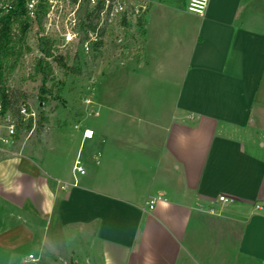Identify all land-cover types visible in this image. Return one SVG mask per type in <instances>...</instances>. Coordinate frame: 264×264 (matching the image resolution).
Masks as SVG:
<instances>
[{
  "label": "crops",
  "instance_id": "crops-1",
  "mask_svg": "<svg viewBox=\"0 0 264 264\" xmlns=\"http://www.w3.org/2000/svg\"><path fill=\"white\" fill-rule=\"evenodd\" d=\"M183 2L172 21L162 0L141 19L132 70L158 93L126 109L93 103L111 127L75 136L82 174L74 159L66 176L29 164L30 190L17 193L27 162L16 180L0 165V212L77 238L78 264H264V0H208L202 15Z\"/></svg>",
  "mask_w": 264,
  "mask_h": 264
},
{
  "label": "rangeland",
  "instance_id": "rangeland-1",
  "mask_svg": "<svg viewBox=\"0 0 264 264\" xmlns=\"http://www.w3.org/2000/svg\"><path fill=\"white\" fill-rule=\"evenodd\" d=\"M162 2V17L165 21L177 18L174 7L184 3L183 0ZM115 32L112 34L115 37L111 36L100 48L89 54L73 55L67 51L66 54L52 56L50 71L44 83L45 89L50 90L45 93L40 89L42 75L33 70L31 65L36 63L34 49L30 47L33 30L28 29L23 39L16 43L15 49L20 52L12 60L13 89L37 109L36 120L30 129L22 130L8 150L0 151V165L5 163L8 169L6 176L14 180L15 176H23L15 183L19 188L17 193L30 190L29 164L40 169L39 166L50 163L66 176L78 148L79 138L75 136L80 134L84 126L94 129L102 120L104 129H110V121H103L105 112L93 103L110 102V99L116 98L119 99L120 107L126 109L128 100H142L157 95V78L147 77L139 67L132 70L133 64L141 59L144 42L142 22L118 27ZM74 67H79L78 72L71 70ZM95 111L100 112L98 116L94 115ZM62 135L65 139L60 142ZM49 148L52 150L47 152ZM85 149L82 150L83 154ZM44 155L46 159L43 162ZM19 158L27 163L20 168L23 174L16 173L13 176L14 165ZM5 160L11 161L7 163ZM7 187L14 192V186ZM46 225H49V220L46 222L45 217L24 216L20 212L6 217L4 212H0V264H78L77 238H68L67 235L62 239L61 234H49ZM231 237L229 241H232ZM29 253L36 259L24 263L23 259Z\"/></svg>",
  "mask_w": 264,
  "mask_h": 264
},
{
  "label": "built area",
  "instance_id": "built-area-1",
  "mask_svg": "<svg viewBox=\"0 0 264 264\" xmlns=\"http://www.w3.org/2000/svg\"><path fill=\"white\" fill-rule=\"evenodd\" d=\"M17 0H0V17L10 13ZM208 0H187L186 10L202 15ZM153 0H24L23 11L18 15L11 28V36L16 40L20 36L19 22L25 24L26 31L33 30L30 47L34 56H42L50 66L55 54L72 53L73 55L89 54L104 44L117 28H124L139 23L149 11ZM116 33V32H115ZM40 38H44L47 51L42 52ZM58 53L55 52L57 50ZM33 53V51H32ZM35 70L36 63H32ZM9 63L0 65V151H6L18 139L20 132L26 130L31 121L34 124L37 109L24 100L13 89V75ZM75 127L81 129L78 125ZM82 138L94 139L91 128L81 129ZM84 172L78 157L72 165L73 177ZM218 201L224 203L231 199L219 195ZM153 200H149L152 208ZM258 207V205H256ZM32 253L25 261H34Z\"/></svg>",
  "mask_w": 264,
  "mask_h": 264
},
{
  "label": "trees",
  "instance_id": "trees-1",
  "mask_svg": "<svg viewBox=\"0 0 264 264\" xmlns=\"http://www.w3.org/2000/svg\"><path fill=\"white\" fill-rule=\"evenodd\" d=\"M23 1L24 0H17L15 8L8 14H5L0 17V65L3 62L9 63L10 69H13L12 65L13 63V56L15 54H19L20 50L15 49L16 43L23 39L24 34L26 33V25L22 22H19L20 27V36L13 40L11 36V28L14 21L18 20V15L23 11ZM141 22V19L139 20ZM45 40L44 38H40L39 46L42 52H46V46H45ZM13 60V61H12ZM72 71L78 72L79 67L71 68ZM35 71L40 72L42 77V84H41V92L45 93V91L50 90V88L45 89L44 83L46 82L47 74L50 71V67L46 62H44V59L42 56L36 58V65H35ZM31 127V121L27 124L26 130H29Z\"/></svg>",
  "mask_w": 264,
  "mask_h": 264
},
{
  "label": "clouds",
  "instance_id": "clouds-1",
  "mask_svg": "<svg viewBox=\"0 0 264 264\" xmlns=\"http://www.w3.org/2000/svg\"><path fill=\"white\" fill-rule=\"evenodd\" d=\"M17 191H19V188H17Z\"/></svg>",
  "mask_w": 264,
  "mask_h": 264
}]
</instances>
